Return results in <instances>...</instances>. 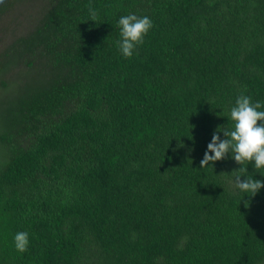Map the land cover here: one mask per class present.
<instances>
[{
	"label": "trees",
	"instance_id": "trees-1",
	"mask_svg": "<svg viewBox=\"0 0 264 264\" xmlns=\"http://www.w3.org/2000/svg\"><path fill=\"white\" fill-rule=\"evenodd\" d=\"M35 1L0 47V264H264V188L200 167L240 95L264 105V0ZM129 14L153 27L125 58Z\"/></svg>",
	"mask_w": 264,
	"mask_h": 264
},
{
	"label": "clouds",
	"instance_id": "clouds-1",
	"mask_svg": "<svg viewBox=\"0 0 264 264\" xmlns=\"http://www.w3.org/2000/svg\"><path fill=\"white\" fill-rule=\"evenodd\" d=\"M88 11L89 20L97 22V10L89 5ZM118 25L121 39L117 42V46L125 58H131L136 48L143 45L145 36L153 27V22L148 16L138 17L129 14L122 16ZM262 107L264 105L261 102L253 103L250 96L240 95L235 101V106L230 110L232 128L217 127L200 162V167L204 168L209 166L210 162L214 165L217 161L227 159L231 153L232 159L241 166L238 169L240 175L235 177V185L240 191L250 193V196H255L264 188V182L254 180L247 174L248 167H245L254 162L255 169H264V111L258 110ZM220 132H223L225 139L220 138ZM242 176L246 177L243 181ZM14 243L17 251L26 252L29 246V233L24 231L16 233Z\"/></svg>",
	"mask_w": 264,
	"mask_h": 264
},
{
	"label": "rangeland",
	"instance_id": "rangeland-1",
	"mask_svg": "<svg viewBox=\"0 0 264 264\" xmlns=\"http://www.w3.org/2000/svg\"><path fill=\"white\" fill-rule=\"evenodd\" d=\"M22 1L16 5L11 14H5L0 21V47L7 43L13 36L23 34L32 26L35 9V0ZM14 69L13 71H15Z\"/></svg>",
	"mask_w": 264,
	"mask_h": 264
}]
</instances>
